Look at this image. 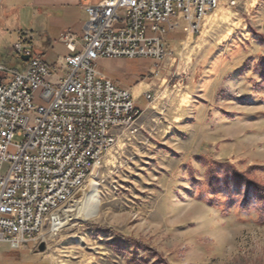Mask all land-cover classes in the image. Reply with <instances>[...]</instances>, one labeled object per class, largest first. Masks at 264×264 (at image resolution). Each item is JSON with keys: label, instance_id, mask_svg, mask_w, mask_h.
Segmentation results:
<instances>
[{"label": "rangeland", "instance_id": "rangeland-1", "mask_svg": "<svg viewBox=\"0 0 264 264\" xmlns=\"http://www.w3.org/2000/svg\"><path fill=\"white\" fill-rule=\"evenodd\" d=\"M215 11L206 22L213 27L167 48L161 62H97L131 87L142 112L117 130L84 185L96 186L94 216L48 236L43 252L32 243L46 264H264L262 204L252 199L244 209V187L206 182L213 165L225 164L264 184V0H221ZM33 12L6 24L2 5L0 65L10 71L25 64L11 51L21 32L36 56L51 47L66 54L33 26Z\"/></svg>", "mask_w": 264, "mask_h": 264}, {"label": "built area", "instance_id": "built-area-1", "mask_svg": "<svg viewBox=\"0 0 264 264\" xmlns=\"http://www.w3.org/2000/svg\"><path fill=\"white\" fill-rule=\"evenodd\" d=\"M219 3L100 0L87 6L82 35H61L69 54L65 75L56 80L27 41L14 43L12 52L30 58L22 71L0 65V242L16 248L57 235L59 210L83 190L116 142L117 130L138 120L142 108L131 89L100 73L97 61L161 62L168 54L164 35L173 26L171 20L181 15L198 35ZM1 8L2 0L0 14Z\"/></svg>", "mask_w": 264, "mask_h": 264}, {"label": "crops", "instance_id": "crops-1", "mask_svg": "<svg viewBox=\"0 0 264 264\" xmlns=\"http://www.w3.org/2000/svg\"><path fill=\"white\" fill-rule=\"evenodd\" d=\"M100 0H5L3 3V16L5 17L4 22H16V25L20 22V12L28 7H33L34 12L31 14L33 26L39 28V30L45 34L44 36L48 37V40L52 43L61 44L64 48L65 45L61 41L62 33L66 31L73 32L77 36H81L83 33L84 23L86 21L85 16H88L86 7L90 5H95ZM221 1V0H220ZM219 8V7H218ZM217 8V9H218ZM216 11L208 15L203 23V29L213 27L212 25L206 24L207 19H210ZM2 17V16H1ZM29 20V17L27 18ZM213 20L210 22L212 23ZM217 22V21H216ZM214 22L213 24H215ZM173 24L172 28L164 35V43L166 48L171 52L174 51L172 47L178 46L181 42L187 44L188 42L195 39L197 35H193L192 32L188 29L186 21L181 15L176 16L171 20ZM17 40H25L29 44L28 33H18ZM52 54L46 53L42 58L47 65L50 67L52 80L56 78L63 77L58 72L59 69H63L65 63V57L69 54L68 49L66 48V54H60L53 47L50 48ZM46 56V57H45ZM136 59H145V58H120V59H105L101 58L97 62L102 65H113L114 63L124 62L127 63L130 60ZM154 60V59H152ZM23 66L24 70L28 64V61H24ZM60 63H63L60 67ZM112 67V66H111ZM152 69V68H151ZM106 77L112 79L118 86L124 88H131L126 86L123 80L116 76L113 71L105 72L99 71ZM2 73H0V78ZM32 243H25L19 247H13L7 241L0 242V264H46L41 257H38L32 251Z\"/></svg>", "mask_w": 264, "mask_h": 264}, {"label": "trees", "instance_id": "trees-1", "mask_svg": "<svg viewBox=\"0 0 264 264\" xmlns=\"http://www.w3.org/2000/svg\"><path fill=\"white\" fill-rule=\"evenodd\" d=\"M206 182L211 189H218L222 183L227 187L231 183H234L238 187H244L247 190V196H245L243 208L248 209L251 200L257 199L264 209V184L249 179L247 175L237 172L231 166L225 164L213 165L207 173ZM262 216L264 217V211Z\"/></svg>", "mask_w": 264, "mask_h": 264}, {"label": "bare ground", "instance_id": "bare-ground-1", "mask_svg": "<svg viewBox=\"0 0 264 264\" xmlns=\"http://www.w3.org/2000/svg\"><path fill=\"white\" fill-rule=\"evenodd\" d=\"M201 31H198L200 34ZM161 86L165 84V79L160 81ZM165 94V90L162 92ZM139 113V117H140ZM96 186L93 183H87L80 192V198L74 200V204L66 205L57 213L60 229L73 220H87L94 216V208L98 206L99 197L96 192ZM78 196V194H76ZM76 198V197H75ZM74 198V199H75ZM50 239V238H49Z\"/></svg>", "mask_w": 264, "mask_h": 264}, {"label": "water", "instance_id": "water-1", "mask_svg": "<svg viewBox=\"0 0 264 264\" xmlns=\"http://www.w3.org/2000/svg\"><path fill=\"white\" fill-rule=\"evenodd\" d=\"M21 58H22L23 61H26V62H27V61L29 60L30 57H29L28 55H22ZM0 83H1V78H0ZM98 170H99V166L95 167L94 170H93V172H92V174H93V175H96L97 172H98ZM46 248H47V246H46V243H45V242H41V243L39 244V246H38V249H39V251H41V252L45 251Z\"/></svg>", "mask_w": 264, "mask_h": 264}]
</instances>
